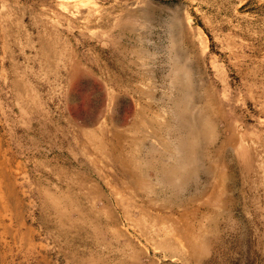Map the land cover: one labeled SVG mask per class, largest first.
I'll use <instances>...</instances> for the list:
<instances>
[{
	"label": "rangeland",
	"instance_id": "374dc122",
	"mask_svg": "<svg viewBox=\"0 0 264 264\" xmlns=\"http://www.w3.org/2000/svg\"><path fill=\"white\" fill-rule=\"evenodd\" d=\"M0 139V264H264V0H0Z\"/></svg>",
	"mask_w": 264,
	"mask_h": 264
},
{
	"label": "crops",
	"instance_id": "0c3cea01",
	"mask_svg": "<svg viewBox=\"0 0 264 264\" xmlns=\"http://www.w3.org/2000/svg\"><path fill=\"white\" fill-rule=\"evenodd\" d=\"M0 139V150L2 149V153H0V157H2V161L0 164V189L7 190L9 199L5 201L2 199V207H3V215L8 217V231L13 232V230H17V236L21 238V236L26 237L25 233H29L31 235V227L26 224V208L25 203L21 202V196L19 191L22 189H31L35 187L34 183H29L24 179L20 180L19 178L22 175H25L27 169L25 168V154L22 153L20 159H17L15 167V156L10 152V149H6L3 145L1 148ZM26 169V170H25ZM5 213V214H4ZM7 213V215H6ZM3 232L6 231V225L3 223Z\"/></svg>",
	"mask_w": 264,
	"mask_h": 264
},
{
	"label": "bare ground",
	"instance_id": "6f19581e",
	"mask_svg": "<svg viewBox=\"0 0 264 264\" xmlns=\"http://www.w3.org/2000/svg\"><path fill=\"white\" fill-rule=\"evenodd\" d=\"M180 62H182V61H180ZM182 68V67H181ZM185 68V67H184ZM184 70V69H183ZM182 70V71H183ZM186 70V69H185ZM187 72H188V70H186ZM175 72V71H174ZM191 72V71H190ZM189 72V73H190ZM188 73V75H190ZM176 74V73H175ZM181 76H183L184 78H185V76H186V74L185 73H183ZM179 79V78H178ZM183 79V78H182ZM190 79L191 78H186V80L185 79H183V80H178L176 83H175V85L177 86V87H179V98H178V103L176 104V108L178 107L179 109H180V107H183L185 104L184 103H186V102H188V98H186V96H187V93L189 94V95H191V92L189 91V88H188V90H187V85H190ZM185 80V81H184ZM192 84V83H191ZM192 87V85L190 86V88ZM192 91V90H191ZM195 91V90H194ZM193 101L195 102V99L193 98ZM191 103V102H190ZM196 104V103H195ZM177 108V109H178ZM184 108V107H183ZM178 109V110H179ZM179 115H180V112H179ZM167 122V121H166ZM166 125H167V123H166ZM180 226V225H179Z\"/></svg>",
	"mask_w": 264,
	"mask_h": 264
}]
</instances>
